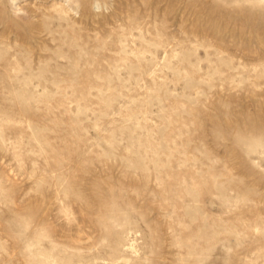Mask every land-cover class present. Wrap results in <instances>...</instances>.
I'll use <instances>...</instances> for the list:
<instances>
[{"label": "rangeland", "instance_id": "1", "mask_svg": "<svg viewBox=\"0 0 264 264\" xmlns=\"http://www.w3.org/2000/svg\"><path fill=\"white\" fill-rule=\"evenodd\" d=\"M94 2L0 0V264H264V0Z\"/></svg>", "mask_w": 264, "mask_h": 264}, {"label": "clouds", "instance_id": "2", "mask_svg": "<svg viewBox=\"0 0 264 264\" xmlns=\"http://www.w3.org/2000/svg\"><path fill=\"white\" fill-rule=\"evenodd\" d=\"M93 10L97 11V12H99L101 10L100 6H99V0H95V2L93 4ZM105 10H107V9H105Z\"/></svg>", "mask_w": 264, "mask_h": 264}]
</instances>
